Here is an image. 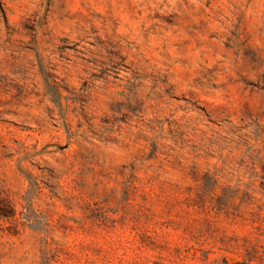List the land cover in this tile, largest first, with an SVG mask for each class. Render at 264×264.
Instances as JSON below:
<instances>
[{
	"label": "rangeland",
	"instance_id": "rangeland-1",
	"mask_svg": "<svg viewBox=\"0 0 264 264\" xmlns=\"http://www.w3.org/2000/svg\"><path fill=\"white\" fill-rule=\"evenodd\" d=\"M0 264H264V0H0Z\"/></svg>",
	"mask_w": 264,
	"mask_h": 264
},
{
	"label": "trees",
	"instance_id": "trees-1",
	"mask_svg": "<svg viewBox=\"0 0 264 264\" xmlns=\"http://www.w3.org/2000/svg\"><path fill=\"white\" fill-rule=\"evenodd\" d=\"M12 206L7 195L0 189V217L12 215Z\"/></svg>",
	"mask_w": 264,
	"mask_h": 264
}]
</instances>
